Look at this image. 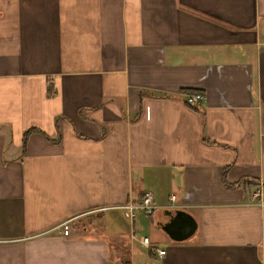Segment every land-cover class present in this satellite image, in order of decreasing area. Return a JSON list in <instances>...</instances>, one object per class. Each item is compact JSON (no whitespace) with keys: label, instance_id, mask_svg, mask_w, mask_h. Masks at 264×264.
<instances>
[{"label":"crops","instance_id":"obj_1","mask_svg":"<svg viewBox=\"0 0 264 264\" xmlns=\"http://www.w3.org/2000/svg\"><path fill=\"white\" fill-rule=\"evenodd\" d=\"M0 264H264V0H0Z\"/></svg>","mask_w":264,"mask_h":264},{"label":"built area","instance_id":"obj_2","mask_svg":"<svg viewBox=\"0 0 264 264\" xmlns=\"http://www.w3.org/2000/svg\"><path fill=\"white\" fill-rule=\"evenodd\" d=\"M203 99L204 97L199 93L187 95L185 98L186 102L192 105H198L202 103ZM174 202H175V195L169 196V203L172 205L171 206L169 205L168 207L175 208V206H173ZM115 208L125 211L129 219L133 220L135 219L138 211H142L147 216L152 215L157 209V205L154 202L153 194L150 191H146L142 195V198L139 202H128L119 206H115ZM68 222L69 221H64L58 226V228L63 229L64 234H67L68 232V225H67ZM139 238H140L139 241L143 246L150 249L151 251H155L159 256H162L165 253V250L154 249L153 247H151V242L149 237L140 236Z\"/></svg>","mask_w":264,"mask_h":264},{"label":"water","instance_id":"obj_3","mask_svg":"<svg viewBox=\"0 0 264 264\" xmlns=\"http://www.w3.org/2000/svg\"><path fill=\"white\" fill-rule=\"evenodd\" d=\"M170 210H167L170 219L161 229L174 241H181L192 235L197 227L194 217L183 209Z\"/></svg>","mask_w":264,"mask_h":264},{"label":"trees","instance_id":"obj_4","mask_svg":"<svg viewBox=\"0 0 264 264\" xmlns=\"http://www.w3.org/2000/svg\"><path fill=\"white\" fill-rule=\"evenodd\" d=\"M33 129H28V130H26L25 132H24V134H23V142H25V140H26V137H27V135L32 131ZM224 179V178H223ZM225 181L223 180V183H224ZM246 185H247V182L246 181H242V182H240L239 184H238V186H241V187H246Z\"/></svg>","mask_w":264,"mask_h":264}]
</instances>
